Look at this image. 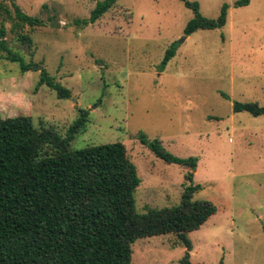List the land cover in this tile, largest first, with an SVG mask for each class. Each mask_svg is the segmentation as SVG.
<instances>
[{
	"label": "rangeland",
	"instance_id": "rangeland-1",
	"mask_svg": "<svg viewBox=\"0 0 264 264\" xmlns=\"http://www.w3.org/2000/svg\"><path fill=\"white\" fill-rule=\"evenodd\" d=\"M14 1L44 25L22 29L33 41L28 48L0 8L8 47L44 68L70 99L36 89L40 71L21 74L0 52V118L29 116L35 128L64 136L77 111L88 110L70 149L123 143L140 179L138 213L177 205L189 185L185 170L158 159L143 139L176 157H197L194 184L202 189L194 199L212 201L218 212L190 233V263L264 264V116L232 109L234 102L264 106V0L239 7L237 0H190L209 19L224 4L229 9L223 28L188 37L194 15L179 0H117L88 26L74 22L102 0ZM2 5L11 9L10 0ZM175 42L176 55L162 69ZM132 250V264H179L185 252L175 236L138 240Z\"/></svg>",
	"mask_w": 264,
	"mask_h": 264
},
{
	"label": "trees",
	"instance_id": "trees-1",
	"mask_svg": "<svg viewBox=\"0 0 264 264\" xmlns=\"http://www.w3.org/2000/svg\"><path fill=\"white\" fill-rule=\"evenodd\" d=\"M179 1L194 15L184 29L187 37L196 31L225 26L228 4L221 7L216 19H209L201 15L197 2ZM116 3L117 0L97 2L88 19L74 23L93 25ZM248 3L237 0L234 7ZM10 5L11 9L3 5L0 8L12 23L17 41L31 48V36L21 31L25 26L42 27L44 22L25 14L14 0ZM5 37L6 30L1 25L0 52L7 61L17 64L21 74L40 71L36 89L45 85L59 99H70V92L54 82L44 68L26 62L11 50ZM177 49V42L169 46L162 69L175 57ZM232 109L234 113L264 116V106L257 102H234ZM88 122L89 111L79 109L62 136L53 128H35L29 116L0 118V264H132L135 242L162 236H175L185 248L179 264H191L190 233L218 212L212 201L194 199L202 189L194 184L198 158L176 157L160 141L143 139L142 143L158 159L184 169V180L189 185L177 205L138 213L134 193L140 179L123 143L70 149L72 140Z\"/></svg>",
	"mask_w": 264,
	"mask_h": 264
}]
</instances>
